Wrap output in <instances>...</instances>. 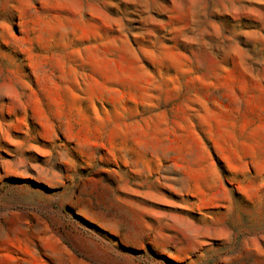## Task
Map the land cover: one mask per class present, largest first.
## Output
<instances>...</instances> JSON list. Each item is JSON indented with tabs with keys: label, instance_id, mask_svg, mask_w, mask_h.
Wrapping results in <instances>:
<instances>
[{
	"label": "rangeland",
	"instance_id": "obj_1",
	"mask_svg": "<svg viewBox=\"0 0 264 264\" xmlns=\"http://www.w3.org/2000/svg\"><path fill=\"white\" fill-rule=\"evenodd\" d=\"M0 264H264V0H0Z\"/></svg>",
	"mask_w": 264,
	"mask_h": 264
},
{
	"label": "bare ground",
	"instance_id": "obj_2",
	"mask_svg": "<svg viewBox=\"0 0 264 264\" xmlns=\"http://www.w3.org/2000/svg\"><path fill=\"white\" fill-rule=\"evenodd\" d=\"M168 57H170V56H168ZM168 57H167V58H168ZM167 58H165V59H167ZM163 59H164V58H163ZM169 60H170V58H169ZM161 61H162V60H161ZM165 61H166V60H165ZM163 62H164V61H163ZM166 62H167V61H166ZM172 62H173V60H172ZM169 64H170V62H169ZM171 64H172V63H171Z\"/></svg>",
	"mask_w": 264,
	"mask_h": 264
}]
</instances>
